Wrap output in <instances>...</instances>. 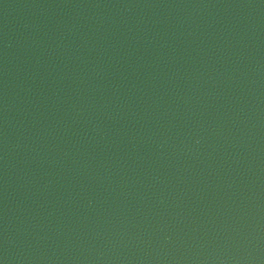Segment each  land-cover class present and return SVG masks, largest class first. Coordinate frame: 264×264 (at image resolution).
<instances>
[{"label": "water", "instance_id": "1", "mask_svg": "<svg viewBox=\"0 0 264 264\" xmlns=\"http://www.w3.org/2000/svg\"><path fill=\"white\" fill-rule=\"evenodd\" d=\"M0 264H264V0H0Z\"/></svg>", "mask_w": 264, "mask_h": 264}]
</instances>
